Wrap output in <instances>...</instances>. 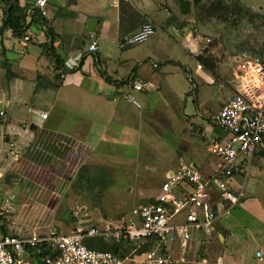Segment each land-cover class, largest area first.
Masks as SVG:
<instances>
[{"label":"crops","instance_id":"crops-1","mask_svg":"<svg viewBox=\"0 0 264 264\" xmlns=\"http://www.w3.org/2000/svg\"><path fill=\"white\" fill-rule=\"evenodd\" d=\"M59 1L60 3L55 4L48 2L44 9V16L39 18L36 15L29 16L33 0H0V112L2 113L0 116V124L2 125V129H0V191L7 197H28L26 194L28 183L38 186L37 181H40L41 184L45 185L44 180L47 178L49 179L50 190L47 194L45 191L43 192L42 195L45 197H72L74 196L72 193L77 194L74 197H84L83 189H75V181L78 183L83 181L84 154H87L88 150L94 151L105 135L106 125L105 122L99 123L96 116L90 117L89 120L83 116L79 120L82 124L80 129L76 127L78 124L73 121H69L70 129H68L65 121H63V118L71 115V112L66 108L72 105V98L78 97L80 93L84 96V86H92V89L97 91V93L90 94L95 100L100 99L95 107L97 113L109 111L110 108L109 117H111L112 110L117 105L126 106L127 104L130 106L132 110L122 107V105L117 106L120 110L118 120L120 124L115 127V130L121 131V135L124 137L129 136L134 125L141 124L138 118L144 113L134 111V109H140L135 96L141 94L148 96L149 91L160 88L158 85L145 80L146 85L143 83L144 90L142 91L144 93L130 94L137 103V107L126 102L122 95H117L111 90L112 86L122 81L130 73L141 82L138 74L141 70V64L138 63L129 69H125L126 60H122L120 56H115L111 50L105 48V44L114 45L117 42L119 48L128 45L123 43L121 38L135 29L136 25L128 22L127 25L122 26L123 17L120 10L121 8L125 10L128 7H133V4L138 3L137 0ZM156 1L159 2V7L166 10L168 19L169 16L175 17V23L174 20H166L167 26L169 25L168 28H171L173 33L172 35L170 32L168 36L171 37L172 35L174 41L181 44L183 50L185 49L187 54L194 57L196 63L200 62L203 67L202 71L195 69L189 71L186 74L187 79L190 81L192 75H195L202 77L205 82L211 83L214 79L222 81L225 74L228 81H222L221 87H227L231 96L234 88L230 77L233 57L229 60L228 65L224 64L227 65L226 69H229L226 72L220 66L222 62L217 56V52L215 54L214 51H205L209 44L206 45L203 41L199 43L194 39L196 35L202 36L201 34L197 31H193L192 33L195 34L192 35L189 32L186 34L183 27L178 29L176 26L181 19L189 18L188 14L192 11L190 10L187 14H180L174 0ZM238 1L242 3L240 0ZM243 5L255 11L252 6L250 8L245 4ZM106 6L113 10L110 14L105 12ZM9 10L10 12H7ZM8 17L12 21L15 20L14 24L19 23L23 29L17 32V36L12 33L10 28L2 27L3 22ZM89 21L91 22L87 28ZM146 22L154 26L153 21L148 19ZM173 23L175 24L174 28L170 27V24ZM86 28L89 29V32H86ZM22 32L29 36V41L25 43L24 47L16 43ZM89 34H92L96 41V51L92 53L86 52ZM203 39L205 38L203 37ZM200 57L208 58L210 61L214 60L212 62L214 64L206 67L205 63L197 61ZM160 65L161 67L170 65L177 68L179 63L170 60L162 62ZM151 68L157 70L159 66L152 63ZM151 68L149 69L152 70ZM160 73L163 74L164 72L160 71ZM85 81L92 83L91 85L84 84ZM133 95L135 96L133 97ZM218 109L219 107L211 117L204 118V124L215 116ZM39 113H46V119L40 120ZM56 113L60 114L59 117ZM198 116L200 117V115ZM120 125L121 129H119ZM200 129L203 130L204 134L203 137H199L202 144L209 137L208 142L210 143L214 138L213 133H216L215 137L218 138L224 136L223 131L217 128L206 126L200 127ZM207 146L208 144L205 146L206 153ZM36 149L42 153L39 154L38 152V155H35ZM5 150H7L8 157L4 154ZM26 150L34 151L31 154L34 158L33 162H30L32 160L24 162V159H20L22 158L21 153ZM72 151L73 157L77 160L74 167L70 164L69 157L72 155ZM52 157L55 161H52ZM68 157L69 161L67 160ZM254 157L256 158V166L263 169L264 153L260 152ZM88 159L90 158H86V160ZM94 159L96 160V157ZM184 161L187 162V160ZM198 167L204 177L209 175L210 162L207 159H202ZM51 169L53 172H49ZM15 170L19 171L20 176L9 177L11 175L9 172ZM22 170L29 172L23 175ZM35 172L38 175H45V177L33 178L31 175H36ZM69 173L74 174L70 175ZM248 178L249 172L244 179L243 191L239 196L241 199L237 205L228 210L227 213H225L226 205L224 202L217 207V220L214 223V231L211 237L206 241H200V235L193 234L191 251L187 254L189 260L198 263L202 259L207 264H215L216 262L221 264H255L254 252L260 250L264 255V200L252 198L251 194L254 191L248 192L244 196ZM235 180L240 183L243 181V176L236 175ZM109 185L108 190L112 187L111 183ZM10 189L12 190L10 191ZM40 189L43 188L40 187ZM261 193H264V186ZM67 200L69 203L71 202L69 198ZM76 209H79L77 211L80 212L77 218L73 217L74 212L69 215L66 209L63 211L65 215L62 214L60 217L63 220L60 227L53 221L35 227V230L30 232H26L15 224H5L1 219L4 213L0 211V232L19 237H29L32 234H42L47 227L53 226L59 233L65 234L78 220L81 223H84V220L90 221L85 218L82 208ZM251 248L253 252L250 253ZM207 259H210L209 262ZM215 260L216 262H214Z\"/></svg>","mask_w":264,"mask_h":264},{"label":"rangeland","instance_id":"rangeland-1","mask_svg":"<svg viewBox=\"0 0 264 264\" xmlns=\"http://www.w3.org/2000/svg\"><path fill=\"white\" fill-rule=\"evenodd\" d=\"M217 1H221L223 8L217 7ZM240 1L250 8L252 6L255 11L251 10L248 13L238 11L237 13V8L229 0H203L199 10H191L192 13L188 14L189 18L181 19L176 25L178 29L183 27L186 34L189 32L192 35L195 34L192 33L193 31H197L204 38H209L211 42L205 51H214L215 54L217 52L222 62L220 66L226 72L229 71L228 68L226 69L229 60L237 52L247 51L264 59V0ZM48 2L60 3L59 0ZM137 2L133 4V7L125 10L121 8L120 13L123 17L121 25L125 26L128 22H132L136 25V29L142 24L149 23L146 22L149 19L154 23L153 35L138 44L123 45L119 48L117 42L114 45L105 44V48L111 50L115 56L126 60L125 69L141 64V70L138 72L141 82L146 85L145 80H148L160 87L155 91H149L148 96L133 95L140 106V109H134V111L144 112L139 118L137 117L141 124L132 127L131 136L130 134L122 136L121 131L115 130V127L120 124L118 122L119 105L122 104L112 110L111 117H109L110 108L109 111L97 113L95 107L100 99L95 100L90 95L97 91L92 89V86H84V96L82 93L78 97L74 96L72 105L66 108L71 112V115L63 118L67 128L70 129L69 121L77 123V128L82 127L79 120L83 116L86 120L96 116L99 123H106L103 139L99 141L94 151L88 150L87 154H84L83 181L78 183L75 181L76 176L74 178L75 189H83L84 197H74L77 195L75 193H72L74 195L72 197H45L42 195L43 192L47 194L50 190L48 178L44 180L45 185L40 181H37L38 186L29 182L26 192L28 197H7L0 191V211L4 213L1 219L5 224H15L26 232L53 221L60 227L63 224V220L60 219L64 214L63 211L66 209L70 215L71 212L79 210L75 208H82L85 218L93 223L105 217L114 224L123 219L132 208L155 196L164 172L174 169L179 157L198 166L202 159L212 162V158L205 152V146L209 144L210 137L202 144L199 137H202L203 130L200 127L208 126V122L204 124V118L211 117L230 97L228 88L221 87L222 81L228 80L224 74L222 81L212 79L213 82L207 83L202 77L195 75H192L189 81L186 74L193 71L196 60L188 55L185 49L183 50L181 44L174 41L171 28L169 29V25L166 24L168 19L166 10L159 7V2L156 0H137ZM105 9L107 14L113 11L107 6ZM61 13L63 15V12ZM169 19L176 22L175 17L169 16ZM174 23L170 24V27L174 28ZM170 32L172 38L168 36ZM215 54H213L214 57H216ZM203 59L206 58L200 57L197 61L204 63ZM170 60L179 63L177 68L170 65L161 67L162 62ZM213 61H210L211 65L214 64ZM152 63L159 68L153 70ZM205 65L208 67L207 64ZM91 83L84 82L89 85ZM122 107L130 108L127 104ZM56 115L59 117L60 114L56 113ZM1 126L0 124V129H2ZM215 135L216 133L212 134L213 137ZM39 151L36 149L34 154L38 155ZM33 152V150H26L21 153L20 159H24V162L28 160L33 162L34 158L31 156ZM4 154L8 155L7 150ZM71 154L69 155L70 164L74 167L77 160L73 157V151ZM86 158L90 159L86 160ZM51 159L55 161L54 157ZM255 159L254 157L250 163L244 196L254 191L251 194L252 198L264 200V193H261L264 186V168H258ZM17 171L9 172L11 173L9 177L20 176ZM27 172L29 171L22 170L23 175ZM49 172H53V169ZM34 174L36 175H31L33 178L45 177L36 172ZM110 183L112 187L108 190ZM67 198L70 199V203ZM67 221L70 223L69 219ZM66 225L68 226L67 222ZM251 252H253L252 248ZM209 260L207 259V262ZM31 264L39 263L32 260Z\"/></svg>","mask_w":264,"mask_h":264},{"label":"built area","instance_id":"built-area-1","mask_svg":"<svg viewBox=\"0 0 264 264\" xmlns=\"http://www.w3.org/2000/svg\"><path fill=\"white\" fill-rule=\"evenodd\" d=\"M47 3L48 0H33L29 16L42 18ZM154 30L152 24L145 23L121 39L128 45L137 44L152 36ZM194 39L206 45L211 42L200 35ZM28 41L24 33L16 43L24 47ZM87 42L86 52L96 51L92 34ZM194 69L202 71L203 67L197 62ZM230 77L233 92L208 121L209 127L224 133L223 137L212 138L207 146L212 158L208 176L179 157L176 167L165 172L155 196L114 224L102 217L94 223L78 220L65 234L53 226L29 237L0 232V264H31L32 260L40 264H207L187 257L193 234L200 235V241L211 237L217 207L224 202L227 213L237 205L253 156L264 153V59L247 51L237 52ZM111 90L137 107L130 94L142 92L144 84L130 73ZM46 116L38 114L42 121ZM236 175H242L243 181L238 183ZM79 213L74 212L73 217ZM93 240L99 246L89 244ZM115 247L117 251L113 252ZM253 258L255 264H264L260 250L254 252Z\"/></svg>","mask_w":264,"mask_h":264},{"label":"trees","instance_id":"trees-1","mask_svg":"<svg viewBox=\"0 0 264 264\" xmlns=\"http://www.w3.org/2000/svg\"><path fill=\"white\" fill-rule=\"evenodd\" d=\"M202 1L203 0H191L190 2H188V1H185V0H176V4L178 6V10H179L180 14H187V13L190 12V10H193V11L199 10V7H200V4L202 3ZM229 1H230V3L233 4V6H235L237 8V13H238V11L239 12H245V13H248V12L251 11L249 8L245 7L242 3H240L238 0H229ZM217 4H218L217 7L221 6L223 8V6H224V5L222 6L221 1H217ZM7 12H10V10L7 11ZM255 17H256V15H255ZM11 21L12 20L10 19V17H8V19H6L5 22H3V26L2 27L3 28H6V27L10 28L12 30V33H14V35L17 36V32H20L23 29H21V26H20L19 23L14 24L15 20L12 21V23H11ZM22 34H23V32H22ZM22 34L20 35V38H21ZM203 61L209 67V65L211 63L210 60H208V58H206V59H203ZM169 64H171V63H169ZM3 233L5 234V232H3ZM89 244L94 245V247L97 246V245L99 246V243L95 242L94 240L91 241ZM103 248L110 250L107 246H104ZM117 248L118 247H115L113 249V252H116ZM119 256L121 257L122 253H119Z\"/></svg>","mask_w":264,"mask_h":264},{"label":"water","instance_id":"water-1","mask_svg":"<svg viewBox=\"0 0 264 264\" xmlns=\"http://www.w3.org/2000/svg\"><path fill=\"white\" fill-rule=\"evenodd\" d=\"M90 22H91V21H89V22L87 23V28H89ZM87 28H86V32H89V29H87Z\"/></svg>","mask_w":264,"mask_h":264}]
</instances>
